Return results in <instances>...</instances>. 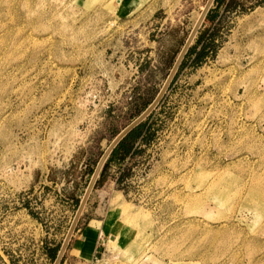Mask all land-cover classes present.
<instances>
[{
	"label": "rangeland",
	"instance_id": "obj_1",
	"mask_svg": "<svg viewBox=\"0 0 264 264\" xmlns=\"http://www.w3.org/2000/svg\"><path fill=\"white\" fill-rule=\"evenodd\" d=\"M136 1L0 0V264L52 263L205 0ZM205 14L58 264H84L67 250L89 219L86 264H264V0Z\"/></svg>",
	"mask_w": 264,
	"mask_h": 264
},
{
	"label": "water",
	"instance_id": "obj_2",
	"mask_svg": "<svg viewBox=\"0 0 264 264\" xmlns=\"http://www.w3.org/2000/svg\"><path fill=\"white\" fill-rule=\"evenodd\" d=\"M212 0H205L203 3V7L200 9L199 14L195 20V22L193 23V25L191 26L190 30L188 31L180 49L178 50L173 63L168 71V73L166 74L161 86L159 87L158 91L156 92L155 96L153 97V99L133 118L131 119L128 123H126L122 128H120L116 134L111 138V140L109 141V143L107 144V146L104 148V150L102 151V153L100 154L90 176L89 179L87 181V184L83 190V193L78 201V204L75 208V211L73 213V216L71 218V221L66 229V232L62 238V241L58 247V250L53 258V261L51 264H58L60 257L62 255V252L67 244V241L69 240V237L71 235V232L74 228V225L76 223V220L80 214V211L84 205V202L87 198V195L95 181V178L98 174V171L105 159V157L107 156V154L109 153V151L112 149V147L116 144V142L135 124H137L140 120H142L145 115L150 111V109L155 105V103L157 102V100L159 99V97L161 96V94L163 93L166 85L168 84L171 76L173 75L183 53L185 52L187 46L189 45V42L191 40V38L193 37L200 21L202 20L206 10L208 9L210 3Z\"/></svg>",
	"mask_w": 264,
	"mask_h": 264
},
{
	"label": "crops",
	"instance_id": "obj_3",
	"mask_svg": "<svg viewBox=\"0 0 264 264\" xmlns=\"http://www.w3.org/2000/svg\"><path fill=\"white\" fill-rule=\"evenodd\" d=\"M122 2L123 3H127V2L129 3V0H122ZM137 2L138 1L135 0V4ZM131 6H132V4H131ZM89 222H90V219L88 220V222L85 225L82 226L80 232L77 233V235L72 234L70 245H69V248L67 250V252L69 254H71L70 259H73V260L76 259L75 261L83 262L84 264H86V262H88L87 258L88 257L90 258L94 254L95 250L98 248L96 245L97 241L95 238L96 228L89 226L88 225ZM63 262H65V260Z\"/></svg>",
	"mask_w": 264,
	"mask_h": 264
},
{
	"label": "trees",
	"instance_id": "obj_4",
	"mask_svg": "<svg viewBox=\"0 0 264 264\" xmlns=\"http://www.w3.org/2000/svg\"><path fill=\"white\" fill-rule=\"evenodd\" d=\"M215 3H217L219 0H213ZM210 14L207 12L204 16V20H207L209 18ZM188 51V49H187ZM186 51V52H187ZM185 52V53H186ZM148 115H146L142 120H140L137 124L132 126L112 147L108 157L104 161L100 171H99V177L95 180V183L100 179V177L103 174V171L108 163V160L111 158L112 155L116 153H125L130 150L131 146L134 144V142L137 139H140L143 137V134L146 132L149 124L147 123ZM75 203H77V200H75ZM56 248H53L52 251L49 250L51 259L54 258Z\"/></svg>",
	"mask_w": 264,
	"mask_h": 264
}]
</instances>
